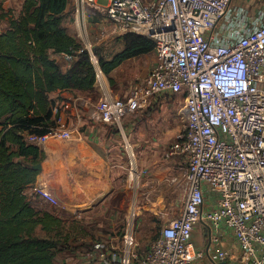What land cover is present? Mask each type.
Returning <instances> with one entry per match:
<instances>
[{
	"label": "built area",
	"instance_id": "built-area-1",
	"mask_svg": "<svg viewBox=\"0 0 264 264\" xmlns=\"http://www.w3.org/2000/svg\"><path fill=\"white\" fill-rule=\"evenodd\" d=\"M104 1L81 0L108 18L114 35L154 39L156 62L129 96L102 91L99 117L119 128L134 172L138 154L124 118L147 109L152 97H183L185 127L166 157L178 154L186 160L188 192L182 215L163 224L146 250L139 248L133 210L118 242L95 243L99 257L111 264H196L210 251L192 243L194 228L204 223L211 243L220 240L222 226L234 237V248L217 251L215 264H226L236 249L242 264H264V10L251 20L249 8L233 6L234 0ZM94 46L87 39L79 50L63 53L72 61L87 52L102 85L104 72ZM64 106L69 108V102ZM51 136L72 133L58 122L48 134L26 133L24 138L40 145ZM35 189L58 204L48 188Z\"/></svg>",
	"mask_w": 264,
	"mask_h": 264
},
{
	"label": "crops",
	"instance_id": "crops-1",
	"mask_svg": "<svg viewBox=\"0 0 264 264\" xmlns=\"http://www.w3.org/2000/svg\"><path fill=\"white\" fill-rule=\"evenodd\" d=\"M24 2L0 0V33L9 27V19L20 15ZM247 4L251 20L258 16V11L264 10V0H247ZM62 23L68 34L80 44L94 38L96 30L101 36L107 33L114 35L108 18L92 4L82 3L81 0H68ZM121 45L120 51L124 47L123 43ZM50 56L64 71L72 65L73 60L66 59L64 53L50 51ZM136 58L124 61L108 75L104 73L102 85L96 82L93 90L66 89L49 94V98L61 110L59 125L66 126L72 137L51 136L45 143L37 145L42 151L37 163L41 164V169H37L36 180L26 186L24 194L36 209L62 219L60 229L68 224L69 234L65 237H61V233L56 234L58 228L46 231L40 225L36 229V233L43 232L45 236L61 240L60 249L54 257L55 264H111L99 257L94 245L100 241L118 242L119 232L133 210L137 212L139 248L144 251L156 238L151 241V231L154 229L151 224L159 221L162 227L169 220L180 217L184 211L188 192V183L184 177L186 160L178 154L166 157L165 152L162 155L161 146L154 150L143 146L140 142L144 139L141 136V124L133 118L138 114L129 115L123 123L138 154V169L134 168L132 172L119 128L104 123L97 112L102 91H108L116 97H127L132 93L133 90L113 93L106 79L115 78L119 70L129 66ZM68 102L69 108L64 106ZM173 132L170 131L171 137ZM16 160L28 163L24 157H17ZM174 178L177 180L173 181ZM40 186L48 188L57 197V205L39 195L35 188ZM212 201L211 195L206 200V207ZM209 232V227L204 223L194 228L192 243L197 248L210 249L207 256L197 260L196 264H215L217 251L234 248V237L229 229L222 226L220 240L212 243ZM198 239L201 242L196 244L195 240ZM240 253L236 249L227 257L226 264H242Z\"/></svg>",
	"mask_w": 264,
	"mask_h": 264
},
{
	"label": "trees",
	"instance_id": "trees-1",
	"mask_svg": "<svg viewBox=\"0 0 264 264\" xmlns=\"http://www.w3.org/2000/svg\"><path fill=\"white\" fill-rule=\"evenodd\" d=\"M67 3L25 0L20 15L9 19V27L0 33V264H55L60 249V239L36 234L40 225L46 231L59 228L62 219L36 209L24 194L36 180L34 165L42 155L24 136L45 135L58 126L60 108L55 111L50 93L95 87L96 70L87 52L79 53L66 71L50 56V51L82 47L62 23ZM118 38L123 49L110 60L100 57L107 75L124 61L155 51L151 37L127 33Z\"/></svg>",
	"mask_w": 264,
	"mask_h": 264
},
{
	"label": "rangeland",
	"instance_id": "rangeland-1",
	"mask_svg": "<svg viewBox=\"0 0 264 264\" xmlns=\"http://www.w3.org/2000/svg\"><path fill=\"white\" fill-rule=\"evenodd\" d=\"M100 1L105 2L104 0ZM237 4L245 7L248 6L247 0H234L233 6H236ZM94 32V38H91V40L95 45L94 49L99 60L100 57L108 59L120 51L121 44L123 43L122 39L118 38L116 35L108 34L106 30H104V32H106L107 35L104 36H101V33L97 30ZM155 62V53H152L147 57L143 56L133 59L129 66L127 65L118 71L115 78L106 79L108 88L113 93H127L134 90L135 87L146 80L149 71ZM131 79L132 82H130ZM133 118L141 124L142 128L140 131H142L141 133H143V135L141 136L144 139H141L140 142L143 143V146L145 145L153 150L161 146V154L164 155L176 140L177 134L183 131L185 127V100L183 97L173 94H165L162 97L160 95L152 97L151 103L147 109L139 112L138 115ZM172 130H174V132L171 137L170 131ZM67 227L68 224H65L63 228H58L56 234L59 235L61 233V237L68 236L69 230ZM151 227H154L151 231L153 235L151 239L152 241L160 233L161 227L159 221L153 222ZM36 234L45 236V233L43 232H37ZM200 240H195L196 244H199V242H201Z\"/></svg>",
	"mask_w": 264,
	"mask_h": 264
},
{
	"label": "water",
	"instance_id": "water-1",
	"mask_svg": "<svg viewBox=\"0 0 264 264\" xmlns=\"http://www.w3.org/2000/svg\"><path fill=\"white\" fill-rule=\"evenodd\" d=\"M34 168H36V169H41V164L39 163V164H36V165H34Z\"/></svg>",
	"mask_w": 264,
	"mask_h": 264
}]
</instances>
